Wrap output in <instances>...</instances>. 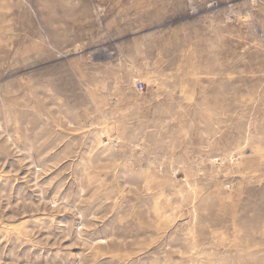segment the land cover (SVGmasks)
Listing matches in <instances>:
<instances>
[{"label":"rangeland","instance_id":"obj_1","mask_svg":"<svg viewBox=\"0 0 264 264\" xmlns=\"http://www.w3.org/2000/svg\"><path fill=\"white\" fill-rule=\"evenodd\" d=\"M0 264H264V0H0Z\"/></svg>","mask_w":264,"mask_h":264},{"label":"built area","instance_id":"obj_2","mask_svg":"<svg viewBox=\"0 0 264 264\" xmlns=\"http://www.w3.org/2000/svg\"><path fill=\"white\" fill-rule=\"evenodd\" d=\"M140 87L142 88V85H140Z\"/></svg>","mask_w":264,"mask_h":264}]
</instances>
